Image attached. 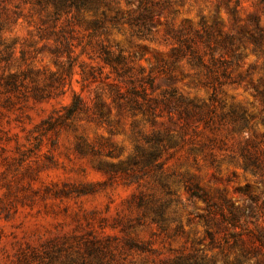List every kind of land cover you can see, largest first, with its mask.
<instances>
[{"label": "rangeland", "instance_id": "1", "mask_svg": "<svg viewBox=\"0 0 264 264\" xmlns=\"http://www.w3.org/2000/svg\"><path fill=\"white\" fill-rule=\"evenodd\" d=\"M146 5L155 17L138 38L127 23L137 0L102 3L104 31L93 36L95 11L55 21L52 6L0 0V264H165L180 255L235 264L229 232L264 234V97L251 89L264 90V43L258 53L239 39L253 29L249 16L264 29L263 5ZM179 39L193 53L171 62ZM100 45L122 51L137 96L100 61ZM212 57L215 79L203 67ZM149 152L158 158L146 164ZM242 152L256 172L244 171ZM231 207L239 228L217 227ZM127 239L153 252L130 250ZM244 239L257 253L244 264H260L264 250Z\"/></svg>", "mask_w": 264, "mask_h": 264}, {"label": "trees", "instance_id": "2", "mask_svg": "<svg viewBox=\"0 0 264 264\" xmlns=\"http://www.w3.org/2000/svg\"><path fill=\"white\" fill-rule=\"evenodd\" d=\"M29 1L33 6L38 8L39 10H45L48 6H52V12H51V18L52 20H58L63 15H70V14H78L80 12H90L99 10V7L102 3L106 1H113V0H27ZM127 5L132 4V0H125ZM258 4L263 5L264 8V0H258ZM155 5H146V0H137V6L133 10L135 13V16L132 18H129L127 20V23L131 25L135 31L134 35L138 38H147L150 35L151 32V25L152 19L155 17ZM100 18V19H99ZM106 19V15L104 11H100L97 13V18L90 23V29L92 31V36L97 34L98 32L104 31V21ZM248 20L252 22L253 29L247 30L244 29L242 32H240L239 39L241 42L248 41L255 45L257 47L258 53H263L260 47L264 43V29L258 26L257 20L255 16H249ZM110 21L113 24L118 23L119 19L115 15L110 18ZM245 35H247L245 37ZM181 45L184 46V49L182 47L173 49L171 51L172 59L171 62H174L178 59L184 58L187 53L192 54L193 50L189 47L187 42L185 40H178ZM225 41L229 44H231V38L225 37ZM221 44L224 45V41L221 42ZM64 49L68 51V45L64 44ZM116 52H112L108 46L100 45L98 49V58L103 63L104 66L108 67L110 69V72L114 74L115 79H117L120 83L125 82L128 85H131L130 88H128V92L133 96H137L138 94L135 92L133 88L134 80L129 77L130 68L126 64V59L122 55V51L118 50L116 48ZM197 63L200 64V58H196ZM203 67L205 68L209 78L215 79V72H216V60L212 57L209 65L203 64ZM144 83H147L149 86H152V81L150 77L145 78ZM251 89L255 92L257 96H260L261 98L264 97V90H257L255 86H251ZM119 96V95H118ZM119 98V97H118ZM79 98L75 97L73 99V102L71 103V106L69 108L70 112H73L79 108ZM102 104L101 103H95V111L99 117L102 116V110H101ZM136 109V106L133 108ZM157 143L161 142V139L156 138L155 140ZM242 158V168L244 171H253L256 172L258 169L257 162L250 157L248 153L242 152L241 154ZM158 158V155L155 152H149L146 157L144 158V162L146 164L152 163ZM138 163V162H136ZM191 191L192 197H199L197 196L196 192ZM244 193H248V187L246 186L243 190ZM249 195V194H247ZM201 197V196H200ZM199 197V198H200ZM202 199V198H200ZM254 199V198H252ZM238 207H231L228 210V215L225 216L223 214H220V223L217 224V227H222L223 224L230 225L232 229L239 228V220H238ZM209 240L212 241V236L210 232H205ZM244 235L248 238V241L252 242L253 244H256L257 247L262 250H264V234L261 232L254 233L253 231L249 230L245 234L240 233L237 231L229 232V239L231 243L229 244L232 248L238 249V257L236 258L235 264H244L250 260L249 257H255L257 255L256 252H252L250 250H247L244 248V244L246 240L244 239ZM229 242V241H227ZM126 245L128 249L136 250L139 252H153L152 250L148 249L147 244H141L138 243L134 239H127ZM201 253V251H200ZM85 264V263H83ZM165 264H214L213 259H208L204 261V258H198L195 255L190 256H176L172 260L165 261ZM260 264H264V256L263 261Z\"/></svg>", "mask_w": 264, "mask_h": 264}]
</instances>
